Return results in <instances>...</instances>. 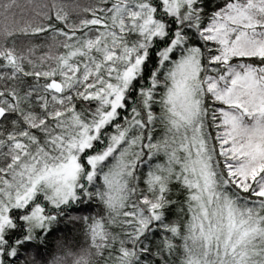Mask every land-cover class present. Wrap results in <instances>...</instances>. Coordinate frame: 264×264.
<instances>
[{
	"label": "snow or ice",
	"instance_id": "snow-or-ice-1",
	"mask_svg": "<svg viewBox=\"0 0 264 264\" xmlns=\"http://www.w3.org/2000/svg\"><path fill=\"white\" fill-rule=\"evenodd\" d=\"M0 264H264V0H0Z\"/></svg>",
	"mask_w": 264,
	"mask_h": 264
}]
</instances>
